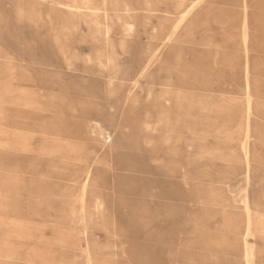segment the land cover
I'll use <instances>...</instances> for the list:
<instances>
[{
	"label": "rangeland",
	"instance_id": "obj_1",
	"mask_svg": "<svg viewBox=\"0 0 264 264\" xmlns=\"http://www.w3.org/2000/svg\"><path fill=\"white\" fill-rule=\"evenodd\" d=\"M0 264H264V0H0Z\"/></svg>",
	"mask_w": 264,
	"mask_h": 264
},
{
	"label": "bare ground",
	"instance_id": "obj_2",
	"mask_svg": "<svg viewBox=\"0 0 264 264\" xmlns=\"http://www.w3.org/2000/svg\"><path fill=\"white\" fill-rule=\"evenodd\" d=\"M201 3V2H200ZM200 3H194L193 6H191L185 13V16L182 17V19H185L188 15L192 14V12L196 9V7L200 4ZM125 41V40H124ZM171 40L168 39L164 44H161L159 47H147V52L149 54H151L152 56H156L157 59H163V53L166 51V50H169L171 47H172V44L170 43ZM127 43V42H126ZM126 45V44H125ZM116 47V46H115ZM126 47V46H125ZM120 48V47H119ZM117 49V48H116ZM126 50V48H125ZM117 51V50H116ZM157 60L153 61L152 64H150V66L145 70L144 73H146V71L151 68V67H155V65L157 64L156 62ZM151 78L153 77L154 75V71L151 72ZM157 75V74H155Z\"/></svg>",
	"mask_w": 264,
	"mask_h": 264
},
{
	"label": "crops",
	"instance_id": "obj_3",
	"mask_svg": "<svg viewBox=\"0 0 264 264\" xmlns=\"http://www.w3.org/2000/svg\"><path fill=\"white\" fill-rule=\"evenodd\" d=\"M189 16H191V14H190ZM189 16H188V17H189ZM188 17H187V18H188ZM187 18H186V19H187ZM181 19H182V18H181ZM244 35H245V37L248 36V30H247V24H246V23L244 24ZM245 43H246V41H245ZM245 43H244V44H245ZM246 49H248V48H247V46H246V44H245V50H246ZM163 58H164V57H163ZM177 59L179 60L180 58L177 57ZM178 63H179V65H180L181 61H178ZM182 65H183V64H182ZM153 76H156V75H153ZM235 80H236V79H235ZM167 82H169V80H168ZM165 84H167V83H165ZM167 85H168V84H167Z\"/></svg>",
	"mask_w": 264,
	"mask_h": 264
}]
</instances>
